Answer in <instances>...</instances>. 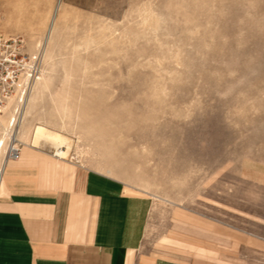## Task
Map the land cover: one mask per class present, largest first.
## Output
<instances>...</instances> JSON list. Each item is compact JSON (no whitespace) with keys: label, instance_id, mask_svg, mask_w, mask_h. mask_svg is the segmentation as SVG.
I'll return each instance as SVG.
<instances>
[{"label":"rangeland","instance_id":"obj_1","mask_svg":"<svg viewBox=\"0 0 264 264\" xmlns=\"http://www.w3.org/2000/svg\"><path fill=\"white\" fill-rule=\"evenodd\" d=\"M57 1L20 126L147 193L139 261L264 264V0H0L2 28L42 53Z\"/></svg>","mask_w":264,"mask_h":264},{"label":"crops","instance_id":"obj_2","mask_svg":"<svg viewBox=\"0 0 264 264\" xmlns=\"http://www.w3.org/2000/svg\"><path fill=\"white\" fill-rule=\"evenodd\" d=\"M106 172L24 143L0 179V264H157L132 257L145 201L126 192L147 193ZM18 181L60 190L26 192Z\"/></svg>","mask_w":264,"mask_h":264},{"label":"built area","instance_id":"obj_3","mask_svg":"<svg viewBox=\"0 0 264 264\" xmlns=\"http://www.w3.org/2000/svg\"><path fill=\"white\" fill-rule=\"evenodd\" d=\"M0 11V117L13 111L9 119L8 135L0 140L1 165L19 159L22 143L18 138L20 104L29 85L41 72L40 54L26 51V42L19 34H10L2 28Z\"/></svg>","mask_w":264,"mask_h":264},{"label":"bare ground","instance_id":"obj_4","mask_svg":"<svg viewBox=\"0 0 264 264\" xmlns=\"http://www.w3.org/2000/svg\"><path fill=\"white\" fill-rule=\"evenodd\" d=\"M59 8H60V1H57L55 6H54V8H53L51 16L49 18L48 26L46 28L45 41H44V47H42L43 48L42 53H41L40 49L37 52H31L32 54H40L41 60H43V55L46 52L47 44L50 41V38H51V35H52V32H53V27H54L55 20H56V16H57V13L59 11ZM46 56L50 57V52L47 51ZM44 63H46V62H44ZM43 72H44V70L42 68L41 72L39 74V77L36 78L35 81L32 82L29 85L28 91H27V94H26L25 98H22V100H21L20 114H19V117H18L19 121H20L19 124H21L22 119H23L24 116H25V119H27L29 117V115H30V106L33 104L34 101L36 102L35 99L38 97L40 91L49 82V76L46 75V74L44 75L45 72L44 73ZM30 93H31V95H30ZM39 99H40V97H39ZM28 100H29V104H28L27 109H25ZM37 101L39 102V100H37ZM5 115H7V120H6V123H5L6 126L5 125L3 126L4 136H2V138L0 140L6 138L7 135H8L9 119L13 115V111L11 110L7 114L5 113ZM3 116H1V117H3ZM1 117H0V120H1ZM3 121H4L3 119H2V121H0V125L4 123ZM19 127H22V126L19 125ZM19 127L17 129V133H18V136H19V131H20V136L23 138V142L24 143L32 145V146H35V147H40L41 145H47L48 148L52 152H54L55 153L54 155L57 156V157L62 156V154H64V149H65V147H67L68 140H67L66 136L64 134H62L61 132H59V131L51 128V127L42 125L41 123H39L37 125H34V126L28 128V129L25 126L22 127V129L19 128ZM19 129H21V130H19ZM1 158H2V155H0V165H1ZM13 161H16V160H13ZM9 162H12V161H9ZM2 170H3V165H1V167H0V179H1Z\"/></svg>","mask_w":264,"mask_h":264}]
</instances>
